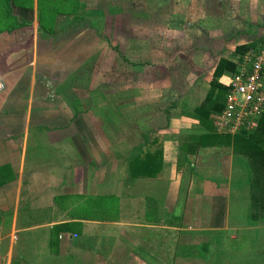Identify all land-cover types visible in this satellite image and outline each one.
I'll use <instances>...</instances> for the list:
<instances>
[{
  "label": "crops",
  "instance_id": "crops-1",
  "mask_svg": "<svg viewBox=\"0 0 264 264\" xmlns=\"http://www.w3.org/2000/svg\"><path fill=\"white\" fill-rule=\"evenodd\" d=\"M178 2L185 29L190 23L206 33L196 55L207 59L214 53L217 64L222 57L235 58L238 46L260 40L264 32V0ZM179 40L189 39L185 35ZM25 69L6 63L0 67L7 77L17 78L16 87L32 79L34 93L37 72L25 74ZM56 71L52 78L59 80ZM229 76L219 82L227 86ZM40 85L39 90L48 92ZM208 90L199 104L184 106L174 125L150 131L145 139L140 131L133 150L111 146V153L83 130L78 134L75 114L68 117L44 98L38 113L18 110L15 117L23 124L12 129L17 137L0 135V264H230L221 249L214 246L205 254L204 248L218 234L239 242L243 232L264 230V215L254 203L256 175L248 156L236 150L233 139L203 135L211 131L201 129L191 115ZM32 121L54 122L39 125L49 133L38 129L35 138L48 139V156L38 146L36 157L31 156ZM148 153L154 160L146 170L156 175L135 176L133 161ZM181 180H188L183 187ZM233 180L247 181L244 205L233 202ZM236 250L239 257L246 254L245 247ZM247 259L242 262L264 264Z\"/></svg>",
  "mask_w": 264,
  "mask_h": 264
},
{
  "label": "rangeland",
  "instance_id": "rangeland-1",
  "mask_svg": "<svg viewBox=\"0 0 264 264\" xmlns=\"http://www.w3.org/2000/svg\"><path fill=\"white\" fill-rule=\"evenodd\" d=\"M107 2L13 0L12 13L6 9L5 0H0V67L6 63L9 68L25 66L24 73L37 72L33 73L37 78L33 93L32 79L16 87L17 78L0 71V135L15 138L12 129L17 123L23 124L15 113L31 109L38 113V102L44 98L46 104L63 114L67 112L68 117L75 114L79 118L74 122L78 134L83 130L93 141L108 146L110 153L111 146L114 150L123 146L133 150L140 131L144 130L145 139L150 131L166 129L168 123H177L175 118L183 113L184 106L193 107L203 100L218 58L212 57L214 53L207 59L196 55L201 47L199 39L206 33L197 30L202 26L190 23L185 29L187 23L180 15L178 0ZM170 3L174 7L167 8ZM185 35L189 40L181 42L180 37ZM54 70L59 80L52 78ZM40 84L48 92L39 90ZM29 100L33 101L30 105ZM41 107L46 111V106ZM31 123V156L36 157L37 146L44 157L48 156L52 151L46 148L48 139L35 142V138L38 129H46L39 125L51 127L54 122ZM46 130L44 135L49 133ZM187 181L181 180L180 186ZM233 181V202L244 205L248 202L244 195L249 194L247 181ZM256 190L258 187L253 188L254 195ZM248 233L243 232L239 242L218 234L204 248L205 254L215 246L230 264H244V258L264 262V230ZM244 247L246 254L239 257L236 249ZM197 250V255L204 253L201 247Z\"/></svg>",
  "mask_w": 264,
  "mask_h": 264
},
{
  "label": "trees",
  "instance_id": "trees-1",
  "mask_svg": "<svg viewBox=\"0 0 264 264\" xmlns=\"http://www.w3.org/2000/svg\"><path fill=\"white\" fill-rule=\"evenodd\" d=\"M15 3V1H14ZM13 0H5V6L14 13ZM19 22V21H18ZM23 22V21H22ZM41 23V21H39ZM261 40V39H260ZM257 39L253 43H248L245 45L238 46L235 51V58L222 57L213 73V79L210 82V87L208 94L203 103L196 106L192 110V116L200 121L201 129L209 130L211 133H202L203 135L217 134L216 128L213 121V116L220 113L224 107L226 98L229 93V87L224 86L219 82V78L225 74L234 75L238 72V62L241 57L250 49L257 48L260 43ZM149 65V64H144ZM213 130V132H212ZM227 139H233L234 147L236 150L244 153L248 156L252 169L254 170V175H256V185L258 190L254 195V203L261 208L262 215H264V113L259 119V124L255 130L252 131H241L235 136L222 135ZM154 160L151 153L146 154L144 158L136 159L133 161L132 174L138 176L143 175H156V172H150L148 169V164ZM153 164L151 163V166ZM153 167V166H152ZM145 168V169H144ZM144 169V171H143ZM156 169V168H155ZM153 169V170H155ZM152 171V169L150 168Z\"/></svg>",
  "mask_w": 264,
  "mask_h": 264
},
{
  "label": "built area",
  "instance_id": "built-area-1",
  "mask_svg": "<svg viewBox=\"0 0 264 264\" xmlns=\"http://www.w3.org/2000/svg\"><path fill=\"white\" fill-rule=\"evenodd\" d=\"M227 86L225 107L213 116L217 133L235 136L255 130L264 113V32L257 48L241 57L238 72L229 76Z\"/></svg>",
  "mask_w": 264,
  "mask_h": 264
}]
</instances>
